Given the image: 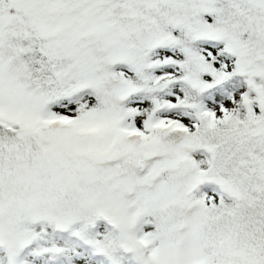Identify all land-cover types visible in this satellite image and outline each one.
<instances>
[{
    "label": "snow or ice",
    "instance_id": "6c2138e0",
    "mask_svg": "<svg viewBox=\"0 0 264 264\" xmlns=\"http://www.w3.org/2000/svg\"><path fill=\"white\" fill-rule=\"evenodd\" d=\"M0 264H264V0H0Z\"/></svg>",
    "mask_w": 264,
    "mask_h": 264
}]
</instances>
